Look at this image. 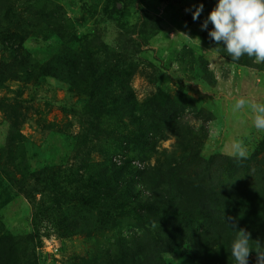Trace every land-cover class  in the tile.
Masks as SVG:
<instances>
[{
  "label": "rangeland",
  "instance_id": "rangeland-1",
  "mask_svg": "<svg viewBox=\"0 0 264 264\" xmlns=\"http://www.w3.org/2000/svg\"><path fill=\"white\" fill-rule=\"evenodd\" d=\"M207 1L0 0V264H235L233 224L264 244V132L231 110L264 64L206 41Z\"/></svg>",
  "mask_w": 264,
  "mask_h": 264
},
{
  "label": "clouds",
  "instance_id": "clouds-1",
  "mask_svg": "<svg viewBox=\"0 0 264 264\" xmlns=\"http://www.w3.org/2000/svg\"><path fill=\"white\" fill-rule=\"evenodd\" d=\"M186 11H191L195 21L203 11V4L194 11ZM209 23L212 27L208 30V36L218 46L223 45L220 48L231 61L237 62L242 57H248L254 63L264 64V0H217L215 7L200 25L201 30H207ZM194 39L200 43L198 38ZM245 109L250 114L252 127L257 132H264V101L244 96L235 98L231 105L232 112L239 113ZM229 155L239 162L248 159L250 151L242 140H234ZM232 228L236 237L230 251L235 264H248L252 252L256 254V264H264V244L255 240L256 246L253 248L250 245L253 240L248 231L236 228L235 224Z\"/></svg>",
  "mask_w": 264,
  "mask_h": 264
},
{
  "label": "trees",
  "instance_id": "trees-1",
  "mask_svg": "<svg viewBox=\"0 0 264 264\" xmlns=\"http://www.w3.org/2000/svg\"><path fill=\"white\" fill-rule=\"evenodd\" d=\"M214 3H216V0H208L207 2H206V4L207 5H213ZM211 24L209 23V25H208V29L207 30H204V32H207L206 33V41L207 42H209L210 44H211V46L218 52V53H220V54H222V55H224V52H223V50L220 48V47H223V45L221 44V45H217L214 41H212V39L208 36V30H211ZM132 199V201H133V204H136V202H137V199L136 198H131Z\"/></svg>",
  "mask_w": 264,
  "mask_h": 264
}]
</instances>
